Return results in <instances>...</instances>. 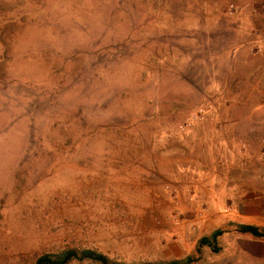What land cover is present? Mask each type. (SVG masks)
Here are the masks:
<instances>
[{
  "label": "rangeland",
  "instance_id": "1",
  "mask_svg": "<svg viewBox=\"0 0 264 264\" xmlns=\"http://www.w3.org/2000/svg\"><path fill=\"white\" fill-rule=\"evenodd\" d=\"M230 4L0 0V264L85 248L122 264H264V238L229 228L218 252L197 247L234 206L218 182L200 188L227 168L200 124L228 99L197 92L218 48L198 21Z\"/></svg>",
  "mask_w": 264,
  "mask_h": 264
},
{
  "label": "crops",
  "instance_id": "2",
  "mask_svg": "<svg viewBox=\"0 0 264 264\" xmlns=\"http://www.w3.org/2000/svg\"><path fill=\"white\" fill-rule=\"evenodd\" d=\"M232 2L242 6L241 15H227L221 6L204 7L203 20L198 21L197 30L204 36L200 39L218 48L209 56L213 68L197 92L228 99L212 102V112H207L200 124L206 134L202 135L204 140L217 143L218 157L227 159V168L203 171L204 185L200 188L206 193V183L218 182L217 189L226 190L229 203L234 205L227 223L214 226L199 240L220 229L227 231L224 228L240 232L239 225L264 228V1ZM251 43L258 44L260 50L251 51ZM216 196L214 192L217 201ZM206 217L208 222H225L220 212ZM197 247L200 250L208 246L198 242Z\"/></svg>",
  "mask_w": 264,
  "mask_h": 264
},
{
  "label": "trees",
  "instance_id": "3",
  "mask_svg": "<svg viewBox=\"0 0 264 264\" xmlns=\"http://www.w3.org/2000/svg\"><path fill=\"white\" fill-rule=\"evenodd\" d=\"M238 231L242 233H249L255 237H264V228H259L253 225H239ZM224 233V230H217L213 232L209 237H202L199 240L200 246H208L213 252H218L220 247L218 246V237ZM88 259L99 264H122L119 262H112L102 253L94 251L92 249H81L79 251L73 249L64 250L56 255L44 254L39 256L35 264H68L73 260ZM193 261L188 257L183 260L173 259L166 263H144V264H190Z\"/></svg>",
  "mask_w": 264,
  "mask_h": 264
},
{
  "label": "built area",
  "instance_id": "4",
  "mask_svg": "<svg viewBox=\"0 0 264 264\" xmlns=\"http://www.w3.org/2000/svg\"><path fill=\"white\" fill-rule=\"evenodd\" d=\"M259 1H264V0H259ZM242 12H243L242 6H237V5H234V4H230L228 6V8H227V13L229 15H234V16L238 15L239 16V15L242 14ZM250 46H251L250 50L253 51V52H257V51L260 50V46L258 44H256V43H251Z\"/></svg>",
  "mask_w": 264,
  "mask_h": 264
}]
</instances>
